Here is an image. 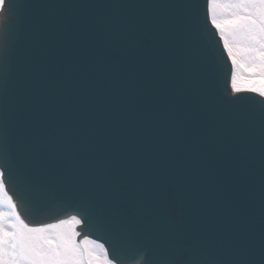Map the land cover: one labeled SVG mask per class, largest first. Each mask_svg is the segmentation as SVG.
Instances as JSON below:
<instances>
[{
  "label": "snow or ice",
  "instance_id": "snow-or-ice-1",
  "mask_svg": "<svg viewBox=\"0 0 264 264\" xmlns=\"http://www.w3.org/2000/svg\"><path fill=\"white\" fill-rule=\"evenodd\" d=\"M0 264H264V0H0Z\"/></svg>",
  "mask_w": 264,
  "mask_h": 264
},
{
  "label": "water",
  "instance_id": "water-1",
  "mask_svg": "<svg viewBox=\"0 0 264 264\" xmlns=\"http://www.w3.org/2000/svg\"><path fill=\"white\" fill-rule=\"evenodd\" d=\"M70 2H78V3H100V4H137V3H149L153 2V0H70ZM199 3V13L201 20L204 19L206 14V5L207 0H198ZM87 11V10H85ZM93 14L97 16H105V15H127L134 16L140 14L144 10L141 9H95L91 10ZM209 31L207 33V39L213 43V62H214V71H215V87L219 91H224L230 87V78L232 73V63L227 55L223 44L222 39L219 37L218 31L214 26L210 25L209 22ZM137 46L139 47H147L150 43V40L147 35L139 38L137 41ZM9 193L13 195L15 199L14 193L10 190ZM62 206L63 211L55 212L51 215H46L49 207L52 206ZM20 209V206L18 204ZM39 212L35 215H25L21 211V215L29 221L31 224L45 223L60 219L62 217H67L75 214L73 211L72 203L68 197L65 196L64 193L55 192L48 199L43 200L39 203ZM82 235H87L92 237L95 240L103 242L102 237L93 231L83 229L81 226ZM84 239V238H83ZM82 239V240H83Z\"/></svg>",
  "mask_w": 264,
  "mask_h": 264
},
{
  "label": "bare ground",
  "instance_id": "bare-ground-1",
  "mask_svg": "<svg viewBox=\"0 0 264 264\" xmlns=\"http://www.w3.org/2000/svg\"><path fill=\"white\" fill-rule=\"evenodd\" d=\"M69 218H70V217H67V218H65V219H63V220H67V219H69ZM61 220H62V219H59V220H57L58 222H54V223H59ZM54 223H53V224H54ZM40 226H42V225H40ZM33 227H38V226H33ZM79 228H80V226L77 227V231L80 230ZM85 238L91 239V238H89V237H85ZM92 240H93V239H92Z\"/></svg>",
  "mask_w": 264,
  "mask_h": 264
}]
</instances>
